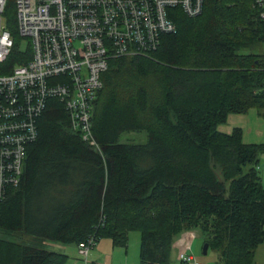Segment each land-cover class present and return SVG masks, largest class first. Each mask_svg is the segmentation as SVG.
Here are the masks:
<instances>
[{
	"label": "trees",
	"instance_id": "obj_1",
	"mask_svg": "<svg viewBox=\"0 0 264 264\" xmlns=\"http://www.w3.org/2000/svg\"><path fill=\"white\" fill-rule=\"evenodd\" d=\"M4 16L9 29L8 7ZM167 16L176 31L154 51L109 59L92 117L99 150L48 101L20 183L0 201V264H65L47 241L94 235L125 248L130 231L141 264H170L174 239L191 229L216 264L254 263L264 243L261 147L218 126L251 108L264 114V21L251 0H204L194 17L180 7ZM30 47L13 39L0 73L28 60Z\"/></svg>",
	"mask_w": 264,
	"mask_h": 264
},
{
	"label": "built area",
	"instance_id": "obj_2",
	"mask_svg": "<svg viewBox=\"0 0 264 264\" xmlns=\"http://www.w3.org/2000/svg\"><path fill=\"white\" fill-rule=\"evenodd\" d=\"M264 21V0H251ZM22 37L31 57L0 73V201L7 187L17 186L27 144L38 136L37 120L56 98L69 117L70 129L91 148L94 101L101 74L112 57L144 56L154 51L162 35L174 33L168 8L180 7L189 17L201 13L204 0H13ZM0 0V63L11 54L13 38ZM195 230L177 236L180 264H203L191 252ZM89 236L77 244L87 257L95 243Z\"/></svg>",
	"mask_w": 264,
	"mask_h": 264
},
{
	"label": "rangeland",
	"instance_id": "obj_3",
	"mask_svg": "<svg viewBox=\"0 0 264 264\" xmlns=\"http://www.w3.org/2000/svg\"><path fill=\"white\" fill-rule=\"evenodd\" d=\"M8 15L11 18L9 30L12 38L20 42L21 49H27L29 40L20 35L19 26L17 24L16 10L13 0H8ZM5 17V16H4ZM6 22V19H5ZM26 59V58H25ZM23 62V61H21ZM233 128H240L243 134V141L245 143H255L261 148L258 153L257 170L260 177V182L264 187V114L255 108H251L243 113L229 114L226 122L220 124L218 129L222 132L229 133ZM128 139L135 142H145L146 138L143 134L129 135ZM201 238H197L191 247V252L195 255L196 259L205 262V264H216L217 253L213 250H207L206 254H202L204 237L200 233ZM139 243L140 235L138 231H130L127 238V246L116 247L112 246L111 241L107 238L99 239L88 255V261H95L98 264H106L110 256L114 264H125L128 261L132 264H141L139 261ZM57 242L47 241L44 247L48 250H54ZM70 247L68 260L66 264H84L83 258L78 254L75 244H63ZM105 245V246H104ZM111 250L114 252L110 254ZM175 253L172 251L170 264H180ZM108 256V257H107ZM107 260V261H106ZM111 260V258H110ZM200 261V262H201ZM204 264V263H203Z\"/></svg>",
	"mask_w": 264,
	"mask_h": 264
},
{
	"label": "crops",
	"instance_id": "obj_4",
	"mask_svg": "<svg viewBox=\"0 0 264 264\" xmlns=\"http://www.w3.org/2000/svg\"><path fill=\"white\" fill-rule=\"evenodd\" d=\"M195 232V237L193 238V240L191 241V247H192V245L194 244V242H195V240L197 239V238H201L202 239V237H201V235H200V231H198V230H195L194 231ZM177 237L174 239V247H173V251H174V253H175V258H177ZM112 244V243H111ZM105 246V245H104ZM113 246V245H112ZM71 249H70V247H66L65 245H63V243H57L56 244V247L54 248V250H51V251H55V252H59V253H62V254H65V255H67L68 256V254L67 253H70L69 251H70ZM114 251L113 250H111V252H110V254L111 253H113ZM195 256V255H194ZM108 257V256H107ZM110 258H111V260H110ZM110 258H109V260L106 262V264H114L113 263V261H112V256H110ZM68 260V259H67ZM199 260V259H198ZM201 261V260H200ZM202 263H204L205 264V262H203V261H201ZM66 263H67V261H66ZM65 263V264H66ZM91 264H98V263H96L95 261H91ZM125 264H132V263H130L129 262V257H128V261H126L125 262ZM253 264H264V243L263 244H260L257 248H256V250H255V256H254V263Z\"/></svg>",
	"mask_w": 264,
	"mask_h": 264
},
{
	"label": "bare ground",
	"instance_id": "obj_5",
	"mask_svg": "<svg viewBox=\"0 0 264 264\" xmlns=\"http://www.w3.org/2000/svg\"><path fill=\"white\" fill-rule=\"evenodd\" d=\"M8 57H9V56H8ZM8 57H7V58H8ZM132 57H133V56H132ZM112 58H114V57H112ZM5 61H6V60H5ZM5 61H4V62H5ZM108 61H109V59H108ZM108 61H107V68H108ZM4 62H3V63H4ZM0 64H2V63H0ZM106 70H107V69H106ZM106 70H105V71H106ZM101 80H102V74H101ZM102 83H103V81H102ZM102 86H103V85H102ZM101 88H102V87H100L99 89H101ZM99 91H100V90H99ZM99 91H98V92H99ZM97 95H98V93H97ZM96 98H97V96H96ZM50 99H56V98H50ZM50 99L47 100V103H48V101H49ZM56 100H58V99H56ZM58 101H59V100H58ZM95 101H96V99H95ZM95 101H94V107H95ZM94 107H93V112H94ZM44 111H45V110H44ZM42 114H43V113H42ZM40 117H41V116H40ZM40 117H39V118H40ZM92 117H93V114H92ZM39 118H38V119H39ZM37 130H38V128H37ZM91 130H92V127H91ZM92 135H93V133H92ZM37 138H38V136H37ZM37 138H36V139H37ZM93 138L95 139L94 136H93ZM95 140H96V139H95ZM33 142H34V141H33ZM96 142H97V141H96ZM31 143H32V142H31ZM29 144H30V143H29ZM29 144H27V145H29ZM86 144H87V143H86ZM26 147H27V146H26ZM96 150H99V147H98V149H96ZM23 170H24V164H23ZM22 174H23V172H22ZM21 177H22V175H21ZM20 180H21V178H20ZM19 183H20V182H19ZM18 185H19V184H18ZM18 185H17V186H18ZM17 186H14V187H17ZM9 187H13V186H9ZM9 187H7V190H8ZM7 190H6V194H7ZM6 194H5V196H6ZM5 196H4V198H5ZM4 198H3V199H4ZM3 199H2V200H3ZM2 200H1V201H2ZM96 242H97V239L95 240V243H96ZM95 243H94V245H95ZM94 245H93V246H94ZM92 248H93V247H92ZM92 248H91V249H92ZM89 252H90V251H89ZM88 255H89V253H88ZM87 258H88V257H87ZM87 262H88V264H91V263L88 261V259H87Z\"/></svg>",
	"mask_w": 264,
	"mask_h": 264
},
{
	"label": "water",
	"instance_id": "obj_6",
	"mask_svg": "<svg viewBox=\"0 0 264 264\" xmlns=\"http://www.w3.org/2000/svg\"><path fill=\"white\" fill-rule=\"evenodd\" d=\"M207 249H208V244L207 243H204V245H203V250H202V254H206V252H207Z\"/></svg>",
	"mask_w": 264,
	"mask_h": 264
}]
</instances>
